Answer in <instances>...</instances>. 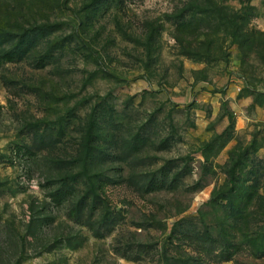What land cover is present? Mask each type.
Masks as SVG:
<instances>
[{
    "label": "rangeland",
    "instance_id": "1",
    "mask_svg": "<svg viewBox=\"0 0 264 264\" xmlns=\"http://www.w3.org/2000/svg\"><path fill=\"white\" fill-rule=\"evenodd\" d=\"M0 264H264V0H0Z\"/></svg>",
    "mask_w": 264,
    "mask_h": 264
},
{
    "label": "trees",
    "instance_id": "2",
    "mask_svg": "<svg viewBox=\"0 0 264 264\" xmlns=\"http://www.w3.org/2000/svg\"><path fill=\"white\" fill-rule=\"evenodd\" d=\"M63 184H65V182H63ZM64 187H66L67 185L65 184V185H63ZM61 192L62 193H64V195H66L67 194V192H68V195H75V192H76V190H75V188H74V186H72V187H70V189H69V191H67L66 192V190H63L62 191V189H61V187L60 188H57V189H55L54 191H53V193H52V198H56L57 196H61Z\"/></svg>",
    "mask_w": 264,
    "mask_h": 264
}]
</instances>
